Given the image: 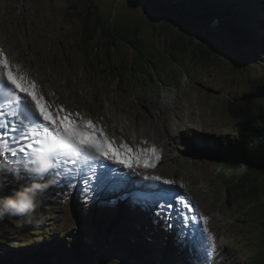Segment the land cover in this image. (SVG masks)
Listing matches in <instances>:
<instances>
[{
  "label": "rangeland",
  "instance_id": "obj_1",
  "mask_svg": "<svg viewBox=\"0 0 264 264\" xmlns=\"http://www.w3.org/2000/svg\"><path fill=\"white\" fill-rule=\"evenodd\" d=\"M199 1L222 7L217 16L219 27L171 21L191 27L184 31L187 35L190 31L199 33L198 27L206 29L223 42L221 48L229 50L245 70L235 69L217 55L210 59L207 55L215 46L211 40L204 41L203 55L200 51L191 56L182 45L192 41L169 25L171 15L164 14L167 12L155 0H91L94 9L88 18L90 0H0V39L15 63L30 71V78L24 76L25 82L35 81L40 86L38 94L50 105L78 112L82 124L92 117L97 127L102 125L110 136L116 135L113 139L118 146L123 145L122 138L134 148L129 139L133 133L145 141H141L143 148L148 142L153 144L160 155L155 176L188 189L219 237L222 264H264V176L249 165V189L246 184L243 189L236 184L243 167L232 168L234 165L227 161H238L230 149L235 145L228 137L244 134L245 130L237 131V127L256 113V102L247 96L264 87V62L255 66L245 63L241 58L244 51L225 30L241 25L238 27L254 34L264 45V0ZM149 4L156 9L155 15L144 10ZM97 22L105 33L97 34ZM262 101L264 96L259 103ZM193 123L200 130L183 132ZM250 138L256 139L249 134L250 144ZM31 180L35 179L18 178L16 182L28 185ZM22 188L0 179V198ZM48 205L43 196L31 218L4 215L7 220L5 228L0 226V248L9 245L18 251L32 247L44 252L86 233L91 249L104 262L108 253L117 250L115 256L130 264H169L162 256L169 238L161 233L165 243L159 242L157 231L141 218V222H134L132 216L136 215L129 212L140 213L128 207L124 211L131 216L120 211L103 214L112 225L102 221L100 229L87 218H95L92 211L81 213L70 202ZM153 225L162 228L155 222ZM143 235L153 240L149 251L138 248L139 242L140 247L144 245ZM147 253L153 255V262L144 260ZM170 264L183 263L175 256Z\"/></svg>",
  "mask_w": 264,
  "mask_h": 264
},
{
  "label": "snow or ice",
  "instance_id": "obj_2",
  "mask_svg": "<svg viewBox=\"0 0 264 264\" xmlns=\"http://www.w3.org/2000/svg\"><path fill=\"white\" fill-rule=\"evenodd\" d=\"M144 10L150 15L156 11L151 4L146 5ZM0 68L3 69L0 71V95L7 97L8 116L11 118L10 123H0V128L6 130L4 136L0 137V158L4 154L13 158L23 154L25 157L39 156L44 162L50 160L53 169L50 179L58 187L57 197L70 196L79 183L82 185V201L86 205L127 202L130 209L149 214L152 221L167 232H173L175 228L172 215L175 213L180 218V227L175 229V245L182 251L187 250L189 264H208L205 244L191 226L193 219L184 212V209H194L183 197L178 198L172 189L162 186L171 185L174 181L144 175L141 178L143 181L159 183L141 186V181L132 178L135 168L129 162L132 150L127 144L123 145L125 151L122 154L104 129L98 128L91 119L82 124L78 112L73 113L62 105L53 107L46 102L38 94L35 81L25 83L26 78L19 74L18 69L17 74H13L9 58L2 49ZM2 109L3 105H0V115ZM9 139L11 144L8 143ZM152 156L151 161L143 162V167H156L160 160L157 149H152ZM108 161L111 164L106 163ZM33 162V159L17 161L24 166ZM115 166H123L131 171H121ZM65 167L67 172L64 171ZM62 179L67 182L63 188H59ZM209 239L212 241L211 251L215 252V238ZM194 254L198 255V260L191 259ZM110 259L120 261V264H130L120 256Z\"/></svg>",
  "mask_w": 264,
  "mask_h": 264
},
{
  "label": "trees",
  "instance_id": "obj_3",
  "mask_svg": "<svg viewBox=\"0 0 264 264\" xmlns=\"http://www.w3.org/2000/svg\"><path fill=\"white\" fill-rule=\"evenodd\" d=\"M247 1V0H246ZM156 3L161 7V9L171 15L168 18L172 20L183 21L184 23L195 24V22H201L210 28L219 27L217 22V16L219 8H222L220 5H206L199 0H155ZM174 13H171L173 12ZM156 13H154L155 15ZM89 14H86L88 18ZM243 21H245L243 19ZM242 22V21H241ZM99 26V25H98ZM241 26V25H238ZM231 26L230 29H226L228 35L233 39L236 46L241 48L244 51V54L241 56L244 59L245 63L251 64V66L257 65L261 61L264 62V45L258 40L254 34L246 31L243 27ZM224 28V27H222ZM97 34H103L104 28L99 27ZM96 35V34H94ZM230 38V39H231ZM91 38L90 40H93ZM108 40V39H107ZM107 46L111 51V42L108 40ZM250 46V47H248ZM251 48V49H250ZM112 53V51H111ZM151 62V61H150ZM151 65H154V63ZM264 96V87L257 88L256 91L249 94L248 100L256 102V113L249 116L246 122H242L238 129L245 130L244 134L238 133L235 138H229V141L235 145L233 150L234 160H227L230 165H234L232 168L243 167L244 173L237 178L236 184L243 185V189L246 187L249 189V165L252 166L255 172L258 175L264 176V101H261V97ZM235 134L236 132L233 131ZM256 137L255 140L250 138L249 143V134ZM250 146V147H249ZM225 150H220V153H225ZM224 156V155H223ZM246 166V167H244ZM26 184V183H25ZM246 184V187L244 186ZM27 185V184H26ZM26 185H23L26 186ZM249 194V192H248ZM94 213V214H93ZM87 216V214H84ZM92 215H97L95 211H92ZM87 218L96 224V227H102L104 221L106 224H111L110 220L106 216H96L94 219L91 215ZM107 219V220H106ZM0 220H3L4 223L0 222L1 227H6L5 222L7 217H2ZM135 221V220H134ZM86 225H89L88 222H85ZM137 224V223H136ZM141 224V223H140ZM143 224H141L142 227ZM152 227L151 225H149ZM133 230L140 232V228L136 225H132ZM101 229V228H100ZM103 229V228H102ZM145 229V226L144 228ZM105 231V230H104ZM101 233V232H100ZM83 238L68 239L66 244L58 243L54 247H49L48 250L44 252L40 249L30 248H21L18 251H15L14 246H9L0 248V264H120L118 261H112L110 258L115 256L117 250L111 251L107 254L106 261L104 262L97 251L91 249L92 243H88L87 235L84 233ZM101 235H104L102 232ZM159 242L165 243L164 239H158ZM86 241V242H85ZM143 246L140 247V242L138 248L142 251H149L153 248L152 241L148 236H142ZM6 241H3L5 243ZM163 246V245H161ZM162 256L165 251H167L164 257L168 260L170 264V259L175 255V246L174 243L163 246ZM36 253V254H35ZM144 260L146 262H153V255L147 253L144 255Z\"/></svg>",
  "mask_w": 264,
  "mask_h": 264
},
{
  "label": "clouds",
  "instance_id": "obj_4",
  "mask_svg": "<svg viewBox=\"0 0 264 264\" xmlns=\"http://www.w3.org/2000/svg\"><path fill=\"white\" fill-rule=\"evenodd\" d=\"M33 161L30 172L37 177L42 178L52 167L50 160L44 162L39 156L33 157ZM47 187V184L34 180L14 194L0 198V218L4 215H18L31 218L36 214V210L42 202L43 193Z\"/></svg>",
  "mask_w": 264,
  "mask_h": 264
},
{
  "label": "water",
  "instance_id": "obj_5",
  "mask_svg": "<svg viewBox=\"0 0 264 264\" xmlns=\"http://www.w3.org/2000/svg\"><path fill=\"white\" fill-rule=\"evenodd\" d=\"M93 9H94V5H93V3H91V0H90V3L88 4V7H87L86 14L90 15L91 14L90 12L93 11ZM93 19L95 20V16L93 17ZM97 25H99L100 27L102 26V24L98 23V22H97ZM169 25L174 26L183 35V38H185V36H186V37H188L189 41H192L191 43L189 42L188 45H182V47L186 48V51H189L191 53V56H195V54L199 53L200 51L202 52V55H203L204 54V49H203L204 47H202V45L207 43L205 40H211V41H213L215 46L213 47V49H211V52H209L207 55L210 57V59H212L213 56L217 55L218 57L223 58L224 61H228L229 63H232V65L235 67V69H240L239 71L245 70V67L243 66V64L241 63L242 64L241 65L240 61L236 57L231 55L229 50L226 51V50L221 48L223 46V42L219 38H217L216 36L210 35L209 31L207 33L206 29H202V28L195 25L196 27H198L199 33H194V32L190 31L189 35H187L184 31H186L187 29H190L191 27H183V26L179 25L178 23H174L173 21H171V19H170ZM204 38H207V39H204ZM204 41H205V43H204ZM191 47H195L194 50ZM220 61L221 60H215L214 62L218 63Z\"/></svg>",
  "mask_w": 264,
  "mask_h": 264
},
{
  "label": "bare ground",
  "instance_id": "obj_6",
  "mask_svg": "<svg viewBox=\"0 0 264 264\" xmlns=\"http://www.w3.org/2000/svg\"><path fill=\"white\" fill-rule=\"evenodd\" d=\"M1 35V34H0ZM1 46H2V42H1V39H0V49H2L1 48ZM7 49V48H6ZM3 51H4V53L6 54L7 53V51L5 50V49H2ZM13 53H15V52H13ZM17 56V55H16ZM9 58V61H10V64L12 65V70H13V74L15 75V74H17L16 72H17V69L19 70V74H21V75H23V76H27V77H29V75H31V73H30V71L29 70H27L24 66H22V65H20V64H18V63H12V61H11V58L10 57H8ZM12 59L15 61V57H12ZM15 70V71H14ZM15 72V73H14ZM25 76V77H26ZM30 78V77H29ZM37 85V84H36ZM40 87V86H39ZM38 86H37V88H39ZM73 92V91H72ZM73 94V93H72ZM72 97V96H71ZM63 102V101H62ZM61 102V103H62ZM56 103V102H55ZM58 103V102H57ZM60 103V104H61ZM69 103V102H68ZM66 104V103H65ZM90 109H91V107H89ZM68 109H70V108H68ZM101 114V113H100ZM101 116H103V115H101ZM87 118V117H86ZM91 119H92V117H91ZM84 120V119H83ZM89 120V119H88ZM86 122V121H85ZM84 122V123H85ZM180 122V121H179ZM82 123V122H81ZM98 123V122H97ZM124 123H126V122H124ZM104 124V123H103ZM126 125V124H125ZM174 125V124H173ZM128 126V125H127ZM179 126V125H178ZM105 127V126H104ZM126 127V126H125ZM98 128H103V126L102 125H100ZM177 128V127H176ZM175 128V129H176ZM106 130V129H105ZM132 132V131H131ZM131 132H130V134H131ZM134 132V131H133ZM132 132V133H133ZM171 132V131H170ZM105 133L107 134V136L111 139V140H113L114 141V139H113V137L114 136H116V135H114L113 137L112 136H110V134L108 133V132H106L105 131ZM118 133V132H117ZM124 133V132H123ZM126 133V132H125ZM128 133V132H127ZM126 133V134H127ZM139 133V132H138ZM140 134V133H139ZM171 134V133H170ZM128 135H129V133H128ZM173 135V134H172ZM119 136V135H118ZM121 137H123V136H121ZM115 138V137H114ZM130 140H131V142H133V144H134V152H133V154H136V155H138L139 156V158L140 159H144L145 161H151L152 159H153V156H152V149L154 148V146H153V144L152 143H149L148 142V144H147V146H145L144 148L141 146V141H144L142 138H140V137H138L135 133H133L132 135H131V137L129 138ZM128 139V140H129ZM115 142V141H114ZM145 142V141H144ZM157 142V141H156ZM116 143H117V141H116ZM119 143V142H118ZM121 143L123 144V145H125V144H127L128 145V147L132 150V147L125 141V140H123L122 138H121ZM120 146V145H119ZM122 146V145H121ZM142 148V149H141ZM122 152H124V151H122ZM159 162H160V160L156 163V165L158 166L159 165ZM153 169H155V168H153ZM22 172V171H21ZM32 179V178H31ZM33 179H35V177H33ZM32 181V180H31ZM179 184V183H178ZM131 211H133V210H131ZM136 211V210H135ZM136 212H138V213H140V211H136Z\"/></svg>",
  "mask_w": 264,
  "mask_h": 264
}]
</instances>
